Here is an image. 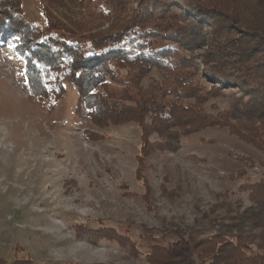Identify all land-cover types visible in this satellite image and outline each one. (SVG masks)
Listing matches in <instances>:
<instances>
[{
	"label": "rangeland",
	"instance_id": "1",
	"mask_svg": "<svg viewBox=\"0 0 264 264\" xmlns=\"http://www.w3.org/2000/svg\"><path fill=\"white\" fill-rule=\"evenodd\" d=\"M21 5L22 19L43 23L38 0ZM23 67L11 41L0 38V264H149L155 243L193 264L177 239L251 205L247 188L264 179L257 147L225 128L188 131L176 151L149 147L140 177L136 123L91 124L84 108L74 110L73 82H62L58 100L36 98ZM198 79L204 90L211 85ZM233 89L203 91L202 111L245 119ZM78 225L104 237H78ZM258 227H250L253 235Z\"/></svg>",
	"mask_w": 264,
	"mask_h": 264
},
{
	"label": "trees",
	"instance_id": "2",
	"mask_svg": "<svg viewBox=\"0 0 264 264\" xmlns=\"http://www.w3.org/2000/svg\"><path fill=\"white\" fill-rule=\"evenodd\" d=\"M38 2L42 24L22 19V0H0V38L21 57L29 94L58 100L62 82H73L74 110L84 108L91 124L136 123L140 177L149 147L176 151L180 136L206 127L225 128L264 153V0ZM152 71L159 77H149ZM198 78L211 84L207 90ZM223 88L238 90L245 119L202 111L203 91ZM247 189L251 205L207 223L199 236L177 239L193 264H264V218L253 205L264 210V179ZM257 224L261 233L253 235ZM83 234L104 237L78 225L76 235ZM150 246L149 264H188L171 248Z\"/></svg>",
	"mask_w": 264,
	"mask_h": 264
}]
</instances>
